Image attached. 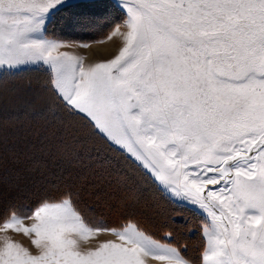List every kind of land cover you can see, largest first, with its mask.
I'll use <instances>...</instances> for the list:
<instances>
[{
	"label": "snow or ice",
	"instance_id": "1",
	"mask_svg": "<svg viewBox=\"0 0 264 264\" xmlns=\"http://www.w3.org/2000/svg\"><path fill=\"white\" fill-rule=\"evenodd\" d=\"M114 6L121 21L94 41L113 47L86 64L62 50L72 43L48 34L50 19L64 8H97L108 22L113 5L0 0V72L49 74L62 149L99 138L145 169L159 194L210 216L201 264H264V0ZM9 123L0 110V170L12 152ZM146 192L126 185L105 193L122 214L116 226L88 219L72 185L23 212L10 208L0 231L31 238L38 251L5 235L0 264H196L171 228L156 236L141 224ZM104 233L118 242L98 240Z\"/></svg>",
	"mask_w": 264,
	"mask_h": 264
},
{
	"label": "trees",
	"instance_id": "2",
	"mask_svg": "<svg viewBox=\"0 0 264 264\" xmlns=\"http://www.w3.org/2000/svg\"><path fill=\"white\" fill-rule=\"evenodd\" d=\"M31 75H33L32 78H30ZM46 81L47 77L37 72L29 73L27 78L19 82L17 78L11 80L14 83L22 82L19 87L21 97L35 87H38L41 92L44 88L47 89ZM6 107L8 109L4 107L1 110L5 115L10 114V148L12 149L10 157L12 160L20 161V166L15 167L8 163L4 170L12 175L23 174L21 163L25 161L28 163L30 158L35 162L32 166L31 164L28 166L31 170H36V173H32L33 178H27L25 183L30 185L26 192L33 193L34 203L21 201V204L31 207L32 204L37 205L39 201L47 197L59 198L64 187L72 185L79 192V198H81L79 200L87 208L95 209L100 216L117 219L122 214L112 206L114 201H109L105 193L123 189L126 185H134L147 190L144 202L137 208V217L141 218V224L149 232L159 236L162 226L171 228L175 233L186 231L188 225L183 226L185 218L182 214L192 215L193 212L173 204L159 194L146 176L138 171L135 173V166L104 141L99 138L85 140L69 144L62 149L60 137L50 123L52 112L56 111L54 105L21 104L16 110L20 114L19 117L17 114L14 115L15 108H9V105ZM27 111L32 112L33 115H39V118L34 119ZM23 121L26 123L24 124ZM32 151L35 153L34 156ZM15 185L21 190L24 182L19 180L15 182ZM10 191L14 190L7 192L10 193ZM174 220L179 223H173Z\"/></svg>",
	"mask_w": 264,
	"mask_h": 264
},
{
	"label": "rangeland",
	"instance_id": "3",
	"mask_svg": "<svg viewBox=\"0 0 264 264\" xmlns=\"http://www.w3.org/2000/svg\"><path fill=\"white\" fill-rule=\"evenodd\" d=\"M72 2L78 4L113 5V7H110L107 10L110 13V20L108 22H105L104 20H101L99 18V13L101 9H97V8H75V9L64 8L52 15L50 22L48 24V34L49 35L55 34L56 36L61 37L65 41L72 43L73 44L72 47L62 50H66L69 51L70 53L81 56V54L77 53V51L81 49L80 47H78V45L80 43H89L91 45L95 44L94 41L103 38L104 34L108 31V28L112 22L121 21L122 14L120 9L115 8L114 6L115 0H72ZM121 30L123 31L124 29ZM34 72L44 74L47 77L46 82H48L49 74L42 69L33 70L32 68H28L26 70L18 71V72H0V110L4 109V107L5 109H8V107L6 106L9 105V108L10 107H12L13 109L15 108L14 115L17 114V116L19 117L20 114L18 113V111L16 112V110H18L17 106L21 104L32 106L33 104H38V103H44V104L49 103V105L50 104L54 105L50 97V94L48 93V91L46 92L47 90L46 88H44V90L42 91L43 93L40 91L38 87H35L33 88L34 90L27 93V95L22 97H21L22 94L19 95L20 93L19 87L21 84L18 82L20 81V77H21L20 74H25L27 78L29 76V73H34ZM17 74H19L18 77ZM32 77L33 75L30 76V78ZM16 78L18 79L17 83L11 82V80ZM27 113H29L34 119L39 118V115H33L31 114L32 112L27 111ZM6 116L9 118L10 121V114L7 113ZM23 123L25 124L26 122L23 121ZM32 152L34 156L35 153L34 151ZM124 155L127 156L126 153H124ZM19 162L20 161L12 160L11 157H9L8 163L12 164L13 166L15 165V167H19L20 166ZM27 162L28 163H26V161L24 163H21V168H23L22 169L23 174L20 173V174L12 175L6 172L4 169L0 170V188H2L4 191L3 197L0 198V221H2L3 218L9 214L10 208L14 207L18 212H23L35 206V204H32L31 207H26L25 205L21 204V201L34 203V199H33L34 197L32 196L33 193L26 192V189L29 188L30 185L28 186L26 184L27 185L26 186L25 183H27V178H33L32 173H36V170H31V168L28 166L30 164L32 166L35 162L34 160L31 161V158ZM19 180H21V182H24V185L21 188V190L18 189L17 185H15V182ZM31 187L32 188L34 187V183L31 185ZM9 190H14V191H10V193H8L7 191ZM57 198L58 197H53V196L47 197V199H57ZM79 199H78V205L82 211L83 207L85 208L86 206L84 203L82 204ZM174 203L178 204L179 206H183L193 212L192 215L188 213L187 215H184V213L182 214V216L185 218V223L183 224V226L186 225L188 226L185 232L176 233V237L181 244L187 246L185 249V255L190 259H192L193 261H195L196 264H201L202 255L206 248V236L203 232V227L205 221L210 220L211 217L207 216L206 213L202 212L199 209L191 208L176 202H173V204ZM88 217L90 218V220H100L90 214ZM195 217H198V219L197 218L195 219ZM31 223H32L31 220L25 221L26 225H30ZM225 224H227V221H225ZM5 235H7L14 242L20 243L24 247L28 248V250L33 254H36V252L38 251L31 244V238L25 237L22 234H17L12 231H8V232L0 231V246H3V237ZM108 235L111 234L108 233L101 234L98 237V240L117 241L113 235H111V237H108ZM86 246L87 245H84L82 243V247H86Z\"/></svg>",
	"mask_w": 264,
	"mask_h": 264
},
{
	"label": "crops",
	"instance_id": "4",
	"mask_svg": "<svg viewBox=\"0 0 264 264\" xmlns=\"http://www.w3.org/2000/svg\"><path fill=\"white\" fill-rule=\"evenodd\" d=\"M18 76H19V74H17ZM20 81L21 80H23L26 76H25V74H20ZM21 85H22V82H21ZM110 146V145H109ZM111 147V146H110ZM118 152H120V151H118ZM125 158H127L130 162H131V164H133L134 166H135V168H136V170H135V173H136V171H138V172H140L143 176H146L148 179H149V182H151V184H153V182H152V178H151V176L149 175V173L145 170V169H143V168H141L137 163H133V160L132 159H129L126 155H124V153H122V152H120ZM163 197H165V198H167L166 196H164L163 195ZM168 199V198H167ZM169 200V199H168ZM169 201H171V200H169ZM172 202V201H171ZM82 212L85 214V216L88 218V219H90L88 216H89V214L90 215H92V216H95L96 218H98V219H100V220H102L105 224H108V225H111V226H116V225H118V224H120V223H122V219H121V217H119V218H117V219H111V218H108V217H104V216H100L99 214H97L96 213V210L95 209H93V208H91V209H89V208H87V207H83V210H82ZM102 215V214H101ZM140 221H141V218L140 217H137ZM105 238V237H104ZM114 238L117 240V238L114 236ZM204 238V237H203ZM205 239V238H204Z\"/></svg>",
	"mask_w": 264,
	"mask_h": 264
},
{
	"label": "bare ground",
	"instance_id": "5",
	"mask_svg": "<svg viewBox=\"0 0 264 264\" xmlns=\"http://www.w3.org/2000/svg\"><path fill=\"white\" fill-rule=\"evenodd\" d=\"M113 42H106L105 44H92L90 48H81L77 51L78 54H81L82 57H85V63L87 64L89 61L93 59V54L97 53L98 51L102 49H112ZM108 237H111V235H108Z\"/></svg>",
	"mask_w": 264,
	"mask_h": 264
}]
</instances>
